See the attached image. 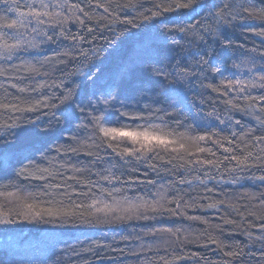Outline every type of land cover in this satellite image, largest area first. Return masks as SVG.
Instances as JSON below:
<instances>
[{
  "label": "trees",
  "instance_id": "obj_1",
  "mask_svg": "<svg viewBox=\"0 0 264 264\" xmlns=\"http://www.w3.org/2000/svg\"><path fill=\"white\" fill-rule=\"evenodd\" d=\"M49 1L64 22L45 48L0 56V264H264V88L240 91L264 81V0ZM27 10L0 0V45ZM97 118L178 143L129 155ZM129 227L170 243L135 255Z\"/></svg>",
  "mask_w": 264,
  "mask_h": 264
},
{
  "label": "rangeland",
  "instance_id": "obj_2",
  "mask_svg": "<svg viewBox=\"0 0 264 264\" xmlns=\"http://www.w3.org/2000/svg\"><path fill=\"white\" fill-rule=\"evenodd\" d=\"M26 4L28 5V10L24 12L25 14H28L30 12H39V13H44L47 12L49 15H41L38 19L43 20V24H38L37 23V18L33 16H27V18L24 21V26L23 27H17L15 29H7L6 32H10L12 36L14 37L15 44H18V47L13 50L11 55H8L5 53L2 49L0 48V56L4 58H11L14 55L18 54L22 50H27V51H37L40 49L45 48V45L47 41L45 42V32L47 28H50L51 26L55 24H60L63 21L61 20L62 17L58 16V10H59V5L56 2H52L49 0H26ZM42 5H47V7H42ZM72 10H65V12H61L62 14L69 16ZM20 12H14V19L19 20L23 19L22 17L19 16ZM70 18V17H69ZM61 27V26H59ZM33 28L36 30L34 31ZM3 31V30H2ZM1 33V29H0ZM246 72L249 73L248 67L244 68ZM251 69V68H250ZM253 69H251L252 71ZM243 73V72H241ZM245 84L246 86L244 87V91L247 92L248 87H251V81H253L254 78L257 76H251L252 78L250 79V75H245ZM260 77V76H259ZM264 83V81H263ZM235 84V83H234ZM259 85V84H258ZM176 88L173 87L169 89L168 91L171 92L173 91H183L185 88V84H175ZM257 88V87H255ZM122 143V145L125 147V149H128L129 151H132L134 148V144H132L130 141L123 140L119 141ZM136 152H134L133 156H135ZM94 208L96 209V213H99L103 218H108L110 216H117L118 214H123L125 216V221L127 220V216H131V219H129L128 222L131 221H136L139 218V222L142 220L147 219L145 214L146 212L143 213L144 209H146L142 204H140L139 201H132V202H114L112 204H108L103 200H99L94 204ZM144 214V215H143ZM124 216L120 217L119 219L124 220ZM136 216V217H135ZM130 227L128 228V235H127V242H129L130 246L132 247V252L135 255L141 256L142 253H146L149 250H155L157 248H163L164 246L168 245L170 243L168 237L169 233L167 234L165 232L161 231H155L151 233L150 231L146 229H141V230H133L132 233L130 231ZM46 239L42 242H34V244L30 245L28 248L29 251L31 252H36V248H42L44 243H46Z\"/></svg>",
  "mask_w": 264,
  "mask_h": 264
},
{
  "label": "snow or ice",
  "instance_id": "obj_3",
  "mask_svg": "<svg viewBox=\"0 0 264 264\" xmlns=\"http://www.w3.org/2000/svg\"><path fill=\"white\" fill-rule=\"evenodd\" d=\"M42 7L46 8L47 5H42ZM175 7L176 8H189V7H191V0H189V3L176 4ZM105 10H107V9H105ZM173 10L174 9L171 5L164 8L165 12L173 11ZM41 15L47 16V15H49V13H47V12H44V13L30 12L28 14L19 13V16L22 17L23 19L14 20L11 23L5 24L4 27L9 28V29H15L17 27H23L24 21L27 18V16L35 17V18H37L38 24H43L44 21L38 19ZM154 15H158V13H154ZM81 23H83V21H81ZM33 30L35 31L36 29L33 28ZM51 38H52L51 36L48 37V39H51ZM0 47H2V49L5 53H7L8 55H11L13 50H15L18 47V44H8L7 42H5L3 45H0ZM33 70L35 71V69H33ZM261 80H264V76L261 77ZM231 83L232 82L229 81L228 85L226 87L230 86ZM237 83H240V82L237 81ZM251 87H253V88H255V87L264 88V83L259 84V85L253 83V84H251ZM214 90H216V89H214ZM240 91L243 92L244 88H240ZM259 99L264 100V95H261L259 97ZM228 103H231V101H228ZM13 107L15 108V106H13ZM233 107H237V106L233 105ZM249 107H252V105H249ZM16 110H20V109L16 108ZM27 110L32 111L34 109L29 108ZM260 111L264 112V108H261ZM256 119L259 121V123L264 124V120H260L259 117H257ZM96 123H97V126L99 128V132L107 140H109V141L127 140V141H130L134 145L140 146L139 149H133L132 151L125 149V153L129 154V155L133 154L135 151H140L141 149H144L146 151H152L153 148H155V147L167 148L169 145H173V144L178 143V141L175 139L169 140L166 135L161 134L158 130H153L152 126L138 127L137 129H128L127 126H121L119 128H117V127H103V126H100L98 118H97ZM237 123H239V121H237ZM5 127H14V125H5ZM208 138L210 139L211 137H208ZM197 139L198 140H205V136H199V137H197ZM258 139L264 140V136H260V137H258ZM108 147H113V145L111 143H108ZM184 148H185L184 144H182V143L179 144V149H184ZM177 150H178L177 148L172 149V151H177ZM204 150L205 149H202V148L199 149V151H204ZM225 151H227V149H225ZM249 155H251V153H249ZM242 162L243 161H241V163ZM258 179L264 180V176L258 177ZM27 207L29 209H31L33 206L27 205ZM36 215H39V213H36Z\"/></svg>",
  "mask_w": 264,
  "mask_h": 264
}]
</instances>
